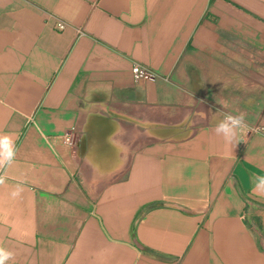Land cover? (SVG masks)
<instances>
[{"label": "crops", "instance_id": "crops-1", "mask_svg": "<svg viewBox=\"0 0 264 264\" xmlns=\"http://www.w3.org/2000/svg\"><path fill=\"white\" fill-rule=\"evenodd\" d=\"M260 126L264 0H0L7 264H264Z\"/></svg>", "mask_w": 264, "mask_h": 264}, {"label": "clouds", "instance_id": "clouds-1", "mask_svg": "<svg viewBox=\"0 0 264 264\" xmlns=\"http://www.w3.org/2000/svg\"><path fill=\"white\" fill-rule=\"evenodd\" d=\"M203 115V114H201ZM214 130L218 136L228 144L238 145L241 134L249 130V126L245 121V114L240 112L233 115L224 113L222 118L213 117ZM17 154L16 137L11 133H0V171L11 167L15 161ZM6 175L0 174V185L5 184ZM24 191L22 184H17L11 191L13 198L19 197ZM253 195L264 198V174L256 175L252 187ZM12 251L0 247V264H7L13 258Z\"/></svg>", "mask_w": 264, "mask_h": 264}, {"label": "built area", "instance_id": "built-area-1", "mask_svg": "<svg viewBox=\"0 0 264 264\" xmlns=\"http://www.w3.org/2000/svg\"><path fill=\"white\" fill-rule=\"evenodd\" d=\"M60 26L64 27L65 23H61ZM133 75L136 82L156 81L158 78V74L155 71L140 61H133ZM257 131L264 134V126L258 127ZM66 139L69 143H72L70 135H68Z\"/></svg>", "mask_w": 264, "mask_h": 264}]
</instances>
